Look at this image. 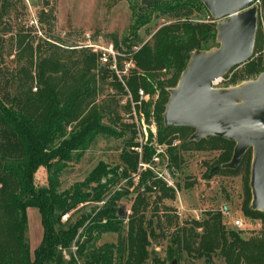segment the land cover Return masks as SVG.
Returning a JSON list of instances; mask_svg holds the SVG:
<instances>
[{"label": "rangeland", "instance_id": "374dc122", "mask_svg": "<svg viewBox=\"0 0 264 264\" xmlns=\"http://www.w3.org/2000/svg\"><path fill=\"white\" fill-rule=\"evenodd\" d=\"M252 1L258 12L252 56L246 65L232 69L223 76V80L217 86L220 89L239 88L247 82L256 81L264 71V20L260 18L262 0ZM3 3L4 13L0 16V67L4 69L3 73L7 71L11 74L27 66L24 58H16L15 41L18 35L26 36L33 50H37L38 46L41 50L43 48L44 51L36 53L35 59L47 57L52 51H56L64 64L80 60L81 52L95 55L86 47L88 43L99 46L113 43L121 52L128 54L138 51L145 42L151 44L152 36L164 25L186 22L192 25L208 24L213 26V29L217 25L205 7L198 4L188 11L182 9L170 13L165 6L145 9L139 0H4ZM139 17L141 18L139 22L143 19H146V22L139 24ZM216 35L215 29L206 41L200 40L201 48L198 51L204 54L217 51L220 45ZM80 67L81 65L74 66L78 72ZM98 68L96 58L95 67L90 71L96 81L93 105L104 109L101 112V125L113 134H98L78 158L73 156L68 161L66 168L58 174L60 185L57 192L83 182L99 163H103L112 172L125 175L119 177L114 184L106 186L105 195L98 203L86 202L68 211V220L60 222V229L66 230L81 216L91 214L84 223L87 224V221H91L115 195L120 196L116 201L117 209L121 207L124 212L120 230L99 235L94 233V238L85 244L82 255L79 250L87 234L84 227H81L68 248L58 246L61 264L69 262L84 264L86 256L93 250L104 245H116L118 234L124 240L128 232L129 219L133 215L131 207L138 195H143L148 204V209L143 215L146 223L151 225L146 226V230L148 233L154 231V236L151 234L149 236L150 244L147 247L149 258L144 264H156L153 260L155 256H158L163 264H170L165 256L166 248L171 245L170 234L178 227L183 225L189 227L191 222L202 223L213 215L221 222L226 232L236 230L232 227V219L241 220L244 227L236 231L242 241L260 239L263 222L258 216L244 213L245 207L252 210L250 205L252 151L244 154L237 169H221L223 164H217L221 154L220 146L211 149L208 145L200 147L187 145L193 134L191 129L170 127L165 131L164 128L167 127L163 125V114L170 96L169 90L175 88L180 80L179 76L176 84H169L171 71L162 69L156 75L148 76L137 70L134 64L128 78L135 73L149 85V88L139 84L137 88L131 89L127 78L128 91L122 85L119 91L109 76L100 80ZM158 84H163V94ZM34 86L38 87L33 82L32 91ZM140 89L145 94L142 100L137 96ZM90 107L91 105L88 108ZM143 130H146V134ZM160 138H163L162 142ZM129 141L130 146L127 144ZM159 150L162 152L158 153ZM173 155H176V161H173ZM155 156L158 157V162L153 160ZM126 158L133 161V168L127 163ZM214 167L219 169L211 172ZM47 176L46 169L40 167L34 175V185L47 186ZM109 176L110 174L107 177ZM152 182L159 184L152 186ZM102 183H105L104 179ZM159 185H164L170 190L172 198H159L160 192L157 188ZM94 187L95 184H91L87 191ZM147 187L151 188L148 193L145 192ZM156 201L154 208L152 203ZM222 206L229 208V216L221 214ZM166 215L173 217L170 226L164 222ZM157 218L161 220L162 231L155 227ZM104 221L105 218L102 219V222ZM27 227L26 237L33 253L43 238L40 213L36 208L27 209ZM202 228L203 226L197 227L196 233L201 234ZM181 255L178 264H207L205 258L197 259L185 253ZM223 263L224 258L216 251L211 264Z\"/></svg>", "mask_w": 264, "mask_h": 264}, {"label": "trees", "instance_id": "16d2710c", "mask_svg": "<svg viewBox=\"0 0 264 264\" xmlns=\"http://www.w3.org/2000/svg\"><path fill=\"white\" fill-rule=\"evenodd\" d=\"M3 1L0 0V16L4 13ZM196 4L203 7L199 0H175L154 3L145 9L165 6L170 13H175L182 9L188 11ZM260 12V18L264 20V0L261 1ZM140 19L139 24L146 22V19L139 22ZM213 32L215 29L208 24L192 25L185 22L164 25L152 36V43L145 42L138 51L132 52L131 58L136 69L148 76H154L162 69L171 71L168 83L173 85L188 65L192 52L200 50L199 41H206ZM18 36L15 41L16 58H24L27 66L12 74L7 71L3 73L4 69L0 67V78H3L0 80V264H61L57 247L68 248L91 214L81 216L66 230L60 229L61 217L83 203L101 201L106 186L114 184L125 174L119 175L99 163L83 182L57 192L60 185L58 174L66 168L68 161L73 156L78 158L98 134H113L101 125V112L104 109L93 105L96 81L90 71L95 67L97 56L81 52L80 60L63 64L60 55L52 51L47 57L35 59L36 53L44 51L43 48L41 50L38 46L37 50H33L26 36ZM78 65H81L80 73L74 68ZM98 69L100 80H104L108 76L107 72ZM113 81L120 91V84ZM33 82L38 85L33 87L34 91L31 88ZM139 84L149 88L144 80L132 73L128 78V86L135 89ZM162 85L158 84V87L163 94ZM169 129L164 128L165 131ZM215 138L187 141V145H208L211 149L220 146L217 164H226L230 161L234 143ZM162 139H159L160 142ZM127 144L130 146L131 141ZM172 159L176 161V155ZM126 160L133 168V161L130 158ZM40 167L48 173L45 187L34 185V175ZM103 179L105 183H102ZM91 184H95V187L87 191ZM158 184L152 182V186ZM157 188L159 198H172L171 191L164 185ZM147 191L150 192L151 188H145ZM119 197L115 195L109 199L103 209L91 221H87V236L80 246V255L84 253L85 244L94 238V233L99 235L120 230L122 219L117 215L116 206ZM157 201L152 203L154 208ZM147 207L146 198L138 195L131 207L133 215L129 219L125 239L122 240L118 234L116 245H104L93 250L86 256L84 264H144L149 258V236H154V231L148 233L146 230V226L151 225L146 223L143 215ZM28 208L39 211L43 227L41 244L33 253L26 237ZM244 213L258 216L263 222L260 239L242 241L236 230L226 232L213 215L202 223L191 222L189 227L183 225L174 230L169 237L171 245L166 248V259L170 264L172 261L178 264L181 253H185L197 259L205 258L207 264H211L212 256L217 251L224 258L223 264H264V213L246 207ZM172 218L165 216L167 226L171 225ZM201 226L202 233H196L197 227ZM155 227L162 231L158 218ZM153 260L156 264H163L158 256Z\"/></svg>", "mask_w": 264, "mask_h": 264}, {"label": "water", "instance_id": "95a60500", "mask_svg": "<svg viewBox=\"0 0 264 264\" xmlns=\"http://www.w3.org/2000/svg\"><path fill=\"white\" fill-rule=\"evenodd\" d=\"M148 7L175 0H139ZM217 22L219 49L204 54L198 50L169 90L164 108V127L190 128V141L211 137L235 144L231 160L221 169H237L246 151H252L250 168L251 209L264 213V71L256 81L239 88H213L212 82L249 62L256 35L258 12L252 0H199ZM214 167L211 172L217 171ZM124 209L118 208V217ZM171 264H175L172 261Z\"/></svg>", "mask_w": 264, "mask_h": 264}, {"label": "built area", "instance_id": "2783aa9c", "mask_svg": "<svg viewBox=\"0 0 264 264\" xmlns=\"http://www.w3.org/2000/svg\"><path fill=\"white\" fill-rule=\"evenodd\" d=\"M86 47L88 49H91L92 53L97 56V64L99 65V68L106 71L111 80L113 79L117 81L125 88L126 91H128L126 86L127 78L130 74V70L134 68V64L131 58L132 53L125 54L121 52V50L117 48L113 43L101 46L88 43ZM223 78L213 81L211 86L213 88H218L217 86L223 80ZM137 96L140 100L145 98L144 91L142 89L138 90ZM143 131L146 134V130ZM161 152V150L158 151V153ZM153 160L156 162L159 161L157 156H155ZM220 212L221 214H223V216L226 217L229 216L230 213L227 206H222L220 208ZM68 216L69 214L63 215L61 217V222H66L68 220ZM231 223L232 227L236 230H241L244 227V223L239 219H232Z\"/></svg>", "mask_w": 264, "mask_h": 264}, {"label": "flooded vegetation", "instance_id": "af4514ba", "mask_svg": "<svg viewBox=\"0 0 264 264\" xmlns=\"http://www.w3.org/2000/svg\"><path fill=\"white\" fill-rule=\"evenodd\" d=\"M83 227H84V229H85V228H86V224H84V226H83ZM73 242H74V240H73ZM76 243H77V242L75 241V244H76ZM57 248H58V247H57Z\"/></svg>", "mask_w": 264, "mask_h": 264}]
</instances>
